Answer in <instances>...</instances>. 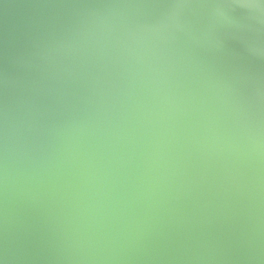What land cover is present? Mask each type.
Masks as SVG:
<instances>
[{
  "label": "water",
  "instance_id": "water-1",
  "mask_svg": "<svg viewBox=\"0 0 264 264\" xmlns=\"http://www.w3.org/2000/svg\"><path fill=\"white\" fill-rule=\"evenodd\" d=\"M0 264H264V0H0Z\"/></svg>",
  "mask_w": 264,
  "mask_h": 264
}]
</instances>
